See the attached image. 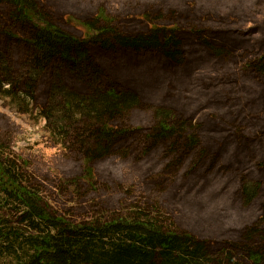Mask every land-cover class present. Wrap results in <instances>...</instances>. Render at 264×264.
Instances as JSON below:
<instances>
[{"label": "trees", "instance_id": "16d2710c", "mask_svg": "<svg viewBox=\"0 0 264 264\" xmlns=\"http://www.w3.org/2000/svg\"><path fill=\"white\" fill-rule=\"evenodd\" d=\"M61 2L69 8L56 12L43 0H0V96L32 106L89 163L138 147L161 151L171 174L188 164L186 179L202 163L217 171L223 155L221 178L238 179L247 217L259 203L264 213V29L249 44L256 29H213L217 15L183 0L148 2L156 10L125 23L92 0ZM133 111L150 113L151 127L133 128ZM41 185L23 162L0 158V264H264V216L208 241L152 225L138 204L76 220Z\"/></svg>", "mask_w": 264, "mask_h": 264}, {"label": "rangeland", "instance_id": "374dc122", "mask_svg": "<svg viewBox=\"0 0 264 264\" xmlns=\"http://www.w3.org/2000/svg\"><path fill=\"white\" fill-rule=\"evenodd\" d=\"M43 1L52 4L49 0ZM92 1L94 7L104 9L114 23H125L130 13L140 15L156 10H149L147 5L150 2L156 4L160 0ZM183 2L189 4L188 9L194 10L199 7L205 15H217L215 24H210L213 29L221 31L256 29V32L245 36L249 44L259 39L263 33L264 0H183ZM166 4H173L176 8L178 0H164L162 5ZM65 5L61 0H57L51 7L57 12L58 9L69 8ZM73 12L74 10L70 8L62 14L63 17H67ZM237 15L239 21H231ZM17 54L15 53L16 59L19 58ZM133 112L130 122L133 128L151 127L150 113ZM161 154H163L161 151L147 153L137 147L132 150L130 148L126 158H121L114 152L111 158L89 163L80 157L81 153L75 151L74 154L53 139L45 129V121L32 106L28 103L26 105L20 98L13 100L0 96V158L10 156L23 162L28 171L42 183V189L51 207L61 214H69L76 220H83L94 213H103L100 215L104 216L117 211L123 213L127 206L138 204L147 209L146 216H141L146 217V221H150L152 225L187 231L208 241L223 240L226 227L241 228L252 219L264 216L259 201L254 217H247L251 208L242 206L241 197L233 193L238 179L227 176V180H222L218 165L226 163L223 155L217 163V171L207 174L206 165L202 163L192 176L183 179L191 167L184 163L175 172L176 175L171 174L166 170L171 160H164ZM133 159L135 161L141 159L138 162L140 166L133 162ZM86 169L91 171L89 177L82 174ZM229 169L232 168L229 166ZM244 170L245 179L252 180L253 176L249 175L250 168L246 166ZM74 177L78 179L76 185H65ZM127 194L130 196L127 197ZM220 209L221 213L218 216Z\"/></svg>", "mask_w": 264, "mask_h": 264}]
</instances>
